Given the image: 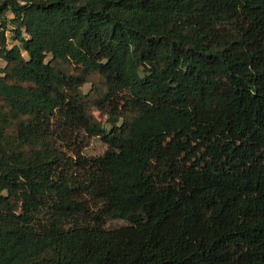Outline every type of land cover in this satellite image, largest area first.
Returning a JSON list of instances; mask_svg holds the SVG:
<instances>
[{"label":"trees","instance_id":"16d2710c","mask_svg":"<svg viewBox=\"0 0 264 264\" xmlns=\"http://www.w3.org/2000/svg\"><path fill=\"white\" fill-rule=\"evenodd\" d=\"M0 57V264H264V0H0Z\"/></svg>","mask_w":264,"mask_h":264},{"label":"rangeland","instance_id":"374dc122","mask_svg":"<svg viewBox=\"0 0 264 264\" xmlns=\"http://www.w3.org/2000/svg\"><path fill=\"white\" fill-rule=\"evenodd\" d=\"M8 17L11 19L13 18L12 13H8ZM11 26H14L13 23H10V29L7 31L8 35V43L9 46H13L14 44H20L16 39L13 31L11 30ZM5 62L4 60L0 57V66H4ZM88 85L86 86V89H88ZM125 87V80L124 79H119L117 81L111 80L109 84V94H113L117 91H120L124 89ZM153 97L156 99H159L160 101H163L165 103H170L173 105L177 106H184L186 105V102L182 100V98L175 97L174 94L168 90V89H158L153 92ZM93 113L94 115L102 121V123L107 127V129L111 128V124L108 122V115L105 114V112L99 108H93ZM107 149V145L100 140L99 138H93L90 140L89 145L86 146L82 150V153L86 156L92 157V156H98L101 155L105 150ZM112 227H120L124 226L127 223L122 220H113L110 221L109 223Z\"/></svg>","mask_w":264,"mask_h":264}]
</instances>
